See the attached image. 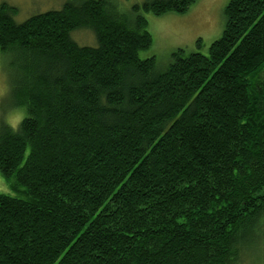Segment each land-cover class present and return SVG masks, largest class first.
Segmentation results:
<instances>
[{
	"label": "trees",
	"instance_id": "1",
	"mask_svg": "<svg viewBox=\"0 0 264 264\" xmlns=\"http://www.w3.org/2000/svg\"><path fill=\"white\" fill-rule=\"evenodd\" d=\"M102 0L14 22L0 4L16 129L0 121V264H239L264 248V0H229L207 54L158 72L139 11ZM90 30L95 47L71 39ZM200 40L197 47L200 48Z\"/></svg>",
	"mask_w": 264,
	"mask_h": 264
},
{
	"label": "rangeland",
	"instance_id": "2",
	"mask_svg": "<svg viewBox=\"0 0 264 264\" xmlns=\"http://www.w3.org/2000/svg\"><path fill=\"white\" fill-rule=\"evenodd\" d=\"M69 0H0L15 10L12 18L20 24L30 17L49 11L60 10ZM116 5L121 12H130L133 6H142L151 0H102ZM229 0H196L184 14L168 12L161 16L139 11L147 21V31L151 35L152 44L139 53L140 59L154 58L155 70H165L171 62L172 54L184 50L185 54L199 52L207 54L209 46L220 38L224 29V8ZM71 39L81 47H95L96 40L90 30H76ZM200 40V48L197 42ZM12 55L0 51V121L16 129L24 117L21 109H10L11 93L9 90V64ZM0 195L22 198V188L14 189L0 174ZM264 232V231H263ZM264 234V233H263ZM257 247L264 248V237L260 238ZM239 264H264V251L259 259L251 260L243 257Z\"/></svg>",
	"mask_w": 264,
	"mask_h": 264
}]
</instances>
